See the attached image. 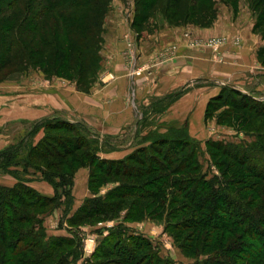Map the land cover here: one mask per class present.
<instances>
[{"label": "crops", "instance_id": "0c3cea01", "mask_svg": "<svg viewBox=\"0 0 264 264\" xmlns=\"http://www.w3.org/2000/svg\"><path fill=\"white\" fill-rule=\"evenodd\" d=\"M159 14L150 19L151 26L139 27L132 11L112 13L100 51L101 69L88 91L43 73L18 81L0 79V152L17 147L21 156L8 171L0 170V185L21 182L41 196L55 198L50 210L40 214L46 239L81 242L79 255L69 254L66 264H87L118 222L74 220L86 199L106 194L104 187L91 183V162L73 169L70 195L68 186H56L42 170L26 165L29 150L49 130L48 121L76 126L96 159L114 161L168 131L184 129L200 142L207 140L221 125L206 114L222 87L264 104V36L255 27L249 0H239L236 11L223 3L208 26L176 23ZM214 38L222 40L217 51L208 44ZM232 129L226 125V131Z\"/></svg>", "mask_w": 264, "mask_h": 264}, {"label": "rangeland", "instance_id": "374dc122", "mask_svg": "<svg viewBox=\"0 0 264 264\" xmlns=\"http://www.w3.org/2000/svg\"><path fill=\"white\" fill-rule=\"evenodd\" d=\"M222 5V0H215L216 15ZM122 10L140 13L136 0H110L102 22L99 55L106 23L113 12ZM255 12L256 19L260 18L264 2L256 7ZM159 13L149 15L138 26H151L150 19H157ZM100 63L101 56L95 68L96 76L101 69ZM36 73L47 76L38 68L8 67L0 79L18 81ZM60 77L77 86L75 79ZM254 102L257 101L250 97L243 99L238 91L222 87L207 107L206 114L208 119L221 125L210 131L207 140L199 141L200 146L180 138L178 131H168L165 138L138 147L121 160L96 159L102 166L96 187H104L105 193L111 190L114 193L111 198L107 195L94 197L95 201H88L86 206L90 208L98 202L100 208L112 207L85 221L114 220L118 223L111 226L103 239L107 256H93L86 259V263L222 264L229 251L238 252L244 244L250 243L242 234L249 225L260 220L264 211L258 208L264 205V181L254 177L257 168L264 172V117L256 115L258 104H262ZM226 125L234 130L226 131ZM51 134L50 142L44 140L42 144V150L50 154L57 148L63 150L56 147L55 140H67L70 146L81 142L66 130ZM85 151L86 148H82L74 156L86 157ZM87 159L90 160V156ZM59 160L58 157L47 158L43 163ZM92 160L95 163V158ZM242 160H246L244 164H240ZM226 192L232 197L231 205H226ZM24 200L29 205H20V214L23 211L27 214L36 212L32 204L43 201L38 196L25 197ZM237 203L257 209L246 215L239 210L240 206L235 205ZM68 248L63 245L57 249L54 258L46 264L56 261Z\"/></svg>", "mask_w": 264, "mask_h": 264}, {"label": "trees", "instance_id": "16d2710c", "mask_svg": "<svg viewBox=\"0 0 264 264\" xmlns=\"http://www.w3.org/2000/svg\"><path fill=\"white\" fill-rule=\"evenodd\" d=\"M238 1L222 0L223 3L231 5L235 11L238 8ZM109 2L110 0H0V75L8 67L38 68L47 76L62 75L73 78L79 89L88 91L96 79L95 68L100 61L98 46L101 40L100 33ZM263 2L264 0H249L254 11ZM136 5L140 9V13L137 11L135 14L136 26L147 20L149 15L157 12H161L168 21L201 26L210 25L216 17L215 0H136ZM260 15L261 17L256 19L255 27L260 28L264 36V12ZM263 54L264 49L261 52V55ZM238 94L243 99L248 97L239 92ZM212 101L213 99L208 106ZM258 105L256 115L264 117L262 110L264 105L262 104L263 107ZM245 107L246 104L243 108ZM47 126L49 130L44 139L29 150L30 159L26 165L42 170L45 179L52 184L57 186L61 183L68 186L69 190L66 194L70 195L73 169L79 164L91 162L93 169L91 183L97 185L99 183L97 176L102 172V166L96 161L88 141L77 127L60 119L48 121ZM60 130L72 132L74 138L81 139V142L70 146L67 140L53 138L58 145L56 147H62L63 150L58 151L57 148L53 154L42 150L44 140L50 142L51 133ZM180 136L187 142L200 146V142L190 137L186 130L180 131ZM82 148H86V157L74 156ZM17 151V147H10L0 152V170L8 171L10 166L19 163L21 156ZM88 156L90 160L87 159ZM57 157L60 158L59 161H49L44 165L45 159ZM94 158L95 163L92 160ZM245 161L242 160L240 164H244ZM60 169L64 172L60 173ZM255 171L254 177L264 181V172L258 168ZM56 178L60 180L57 181ZM113 193L114 191L111 190L101 197L107 195L111 198ZM29 196H38L43 201L32 204L36 212L27 214L23 211L20 214L19 207L29 205L24 200ZM88 201H95V198L85 200L74 220L101 215L112 207L105 205L100 208L96 202L87 208ZM232 202V197L226 192V205H231ZM54 203L55 198L41 196L21 182L13 187L0 185V264H46L54 258L57 249L63 245L66 247L68 245L69 248L50 264H66L69 254L79 255L81 245L79 239L77 242L72 239H46L40 214L50 210ZM235 205L240 206L239 210L246 215L257 209H250L245 203ZM258 208L264 210V205ZM231 213L233 217H237L235 212ZM249 226L242 235L250 243L244 244L238 252L229 251L230 254L226 255V261L222 264L243 262L253 264L254 261L255 264H264V211L260 220ZM73 245L74 248L71 249ZM103 245L102 241L95 250L94 257L107 256Z\"/></svg>", "mask_w": 264, "mask_h": 264}, {"label": "built area", "instance_id": "2783aa9c", "mask_svg": "<svg viewBox=\"0 0 264 264\" xmlns=\"http://www.w3.org/2000/svg\"><path fill=\"white\" fill-rule=\"evenodd\" d=\"M235 41H237V39L235 40ZM222 42V40H220V39H212V40H210L209 41V46H211L215 51H217L218 50V46H219V44ZM135 50V45H132V57H133V51ZM135 52V51H134Z\"/></svg>", "mask_w": 264, "mask_h": 264}]
</instances>
